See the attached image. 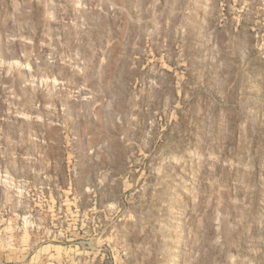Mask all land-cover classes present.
Returning <instances> with one entry per match:
<instances>
[{"label": "rangeland", "instance_id": "374dc122", "mask_svg": "<svg viewBox=\"0 0 264 264\" xmlns=\"http://www.w3.org/2000/svg\"><path fill=\"white\" fill-rule=\"evenodd\" d=\"M0 264H264V0H0Z\"/></svg>", "mask_w": 264, "mask_h": 264}]
</instances>
